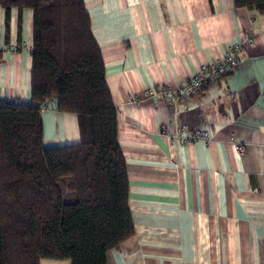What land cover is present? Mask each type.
Listing matches in <instances>:
<instances>
[{
    "label": "crops",
    "instance_id": "0c3cea01",
    "mask_svg": "<svg viewBox=\"0 0 264 264\" xmlns=\"http://www.w3.org/2000/svg\"><path fill=\"white\" fill-rule=\"evenodd\" d=\"M84 3L134 228L106 264H264V15L233 0ZM32 42L33 12L11 9L6 22L0 6V102L31 101ZM226 54L237 66L216 83L183 103L162 97ZM56 107L42 111L45 148L79 142L76 117ZM196 130L207 139H190Z\"/></svg>",
    "mask_w": 264,
    "mask_h": 264
},
{
    "label": "trees",
    "instance_id": "16d2710c",
    "mask_svg": "<svg viewBox=\"0 0 264 264\" xmlns=\"http://www.w3.org/2000/svg\"><path fill=\"white\" fill-rule=\"evenodd\" d=\"M264 15V0H233ZM33 12L31 101L0 102V264H106L134 235L128 170L102 54L84 0H0ZM51 101L79 142L45 148Z\"/></svg>",
    "mask_w": 264,
    "mask_h": 264
},
{
    "label": "built area",
    "instance_id": "2783aa9c",
    "mask_svg": "<svg viewBox=\"0 0 264 264\" xmlns=\"http://www.w3.org/2000/svg\"><path fill=\"white\" fill-rule=\"evenodd\" d=\"M235 50L238 46L234 47ZM237 59L234 54H226L220 60L212 62L211 64H202L198 72L188 78L176 90L164 88L161 91L162 97L169 103H183L189 98L201 93L208 85L216 83L227 72L232 71L237 66ZM190 139H207V134L203 130L193 131ZM235 149L242 153L244 148L242 146H235Z\"/></svg>",
    "mask_w": 264,
    "mask_h": 264
}]
</instances>
